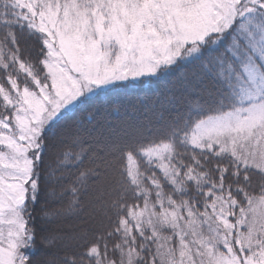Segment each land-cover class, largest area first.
<instances>
[{
  "label": "snow or ice",
  "instance_id": "obj_1",
  "mask_svg": "<svg viewBox=\"0 0 264 264\" xmlns=\"http://www.w3.org/2000/svg\"><path fill=\"white\" fill-rule=\"evenodd\" d=\"M0 264H264V0H0Z\"/></svg>",
  "mask_w": 264,
  "mask_h": 264
}]
</instances>
